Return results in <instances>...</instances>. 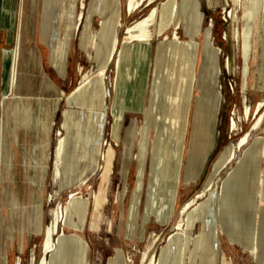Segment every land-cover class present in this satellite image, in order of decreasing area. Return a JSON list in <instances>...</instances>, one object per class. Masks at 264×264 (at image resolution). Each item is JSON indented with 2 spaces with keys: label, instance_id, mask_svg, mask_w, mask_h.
<instances>
[{
  "label": "rangeland",
  "instance_id": "obj_1",
  "mask_svg": "<svg viewBox=\"0 0 264 264\" xmlns=\"http://www.w3.org/2000/svg\"><path fill=\"white\" fill-rule=\"evenodd\" d=\"M161 1L153 0V4L147 3V6L127 17L118 28V38H122L126 26L141 19L150 7ZM36 2L35 26H38L42 8L41 24L46 27L49 22H54L57 8H65L71 13L75 8L83 20V13L87 9L89 12L91 0ZM127 2L118 0L116 7L126 10ZM21 6V0H0V27L8 28V31L0 30V54L3 49L13 47L18 25L22 21ZM263 14L261 0H213L210 6L205 0H189L188 3L178 0L176 17L168 23L167 28L160 29L154 20L149 26L150 64L141 105L139 109L123 111L119 143H115L111 136L112 124L115 119L118 121L115 110V116L110 112L116 76L114 59L103 76L106 122L98 139L100 151L98 166L94 171L89 158L79 153L75 125L83 121L87 111L98 105L90 97L93 86L91 89L89 83L99 79L95 72L101 63L100 52L104 46H98L95 55L92 39L98 31L100 20L94 17L86 47L78 46L77 39L66 50L52 47V63L58 69L63 66L62 53H67L63 55L66 61L62 82L48 71L50 48L36 46L41 73L63 91L50 131L46 177L47 159L42 150V135L53 93L44 89L31 63L25 62L23 48L14 80L15 93L3 103L0 68V264H42L44 257V264H51V252L43 254V241L58 207L59 212L63 209V217L56 232L64 234L65 238L76 235L83 240V264H144L151 256H155L153 264H158L162 246L168 243L169 234L174 235L175 239L179 237V242L177 244L174 239L170 243L173 251L168 260H162L161 264H264V21L258 19ZM207 28L210 29L208 41L211 50L217 51L216 74L211 68L210 52L204 53ZM173 33L177 35L176 40ZM80 34L81 31H77L76 38H80ZM157 43L156 56L159 57H155L153 74L149 79ZM172 46L179 48L180 59L174 57ZM63 50L65 52L61 53ZM247 52H250L247 60L249 73L244 80ZM188 54L192 57V65L186 79L181 70L185 68ZM167 63L176 78H171L169 90L161 88L157 94L153 90V82H157V76H162L166 71ZM87 72L92 73L85 75L90 76L89 83L75 95L74 102L78 105L70 103L67 96L79 85L82 73ZM129 75L131 78V73ZM26 78L28 83L24 82ZM129 82L131 84V79ZM173 82L175 87L172 86ZM182 84L186 86L183 104L179 95ZM216 93L217 109L212 106ZM149 94L144 126V110ZM83 100L87 103L84 107L81 105ZM246 106L248 114L245 113ZM64 110L73 112H64L65 125L60 127ZM258 120L259 123L255 125ZM133 121L135 126L130 128L135 127L133 143L129 130L128 142L123 147L125 131ZM149 123L152 125L151 136L147 140ZM155 125L161 126L167 140L172 130L176 132L171 125L181 126L178 176L174 181L173 196L170 197L157 181L150 187L153 182L150 169L151 137ZM246 134V145L242 149L237 148L233 158L221 166L219 161L222 154L235 147ZM59 141L62 151L57 157ZM109 146L114 149V157L108 181H104L103 153ZM92 148L93 145L91 151ZM190 151L194 154V161L187 174ZM62 155L64 168H60L61 173L55 166ZM208 183L213 194L207 191L196 198V202L184 213L182 227L174 230L175 219L184 204ZM71 193H75L77 201L87 203L84 222L77 230L64 222L69 218L78 222L72 205L68 212L65 211L67 203L71 201ZM24 234L28 235L23 239ZM31 234L37 235L27 241ZM58 234L53 235L55 243ZM57 245L54 244L53 248ZM63 264H76L74 256H66Z\"/></svg>",
  "mask_w": 264,
  "mask_h": 264
},
{
  "label": "bare ground",
  "instance_id": "obj_2",
  "mask_svg": "<svg viewBox=\"0 0 264 264\" xmlns=\"http://www.w3.org/2000/svg\"><path fill=\"white\" fill-rule=\"evenodd\" d=\"M21 1L23 4V6H21V18H22V22L24 23V21H26V19H25L26 12L29 11L30 9H33L34 6L37 5V2H36V0H21ZM142 1L143 0H128L126 8L128 9L129 12H131L135 8H138V6L142 3ZM188 1L189 0H186V3H188ZM205 1L207 2V4L209 6L213 4V0H205ZM152 2H153V0H150L148 3H152ZM222 2L225 3L224 1H222ZM117 3H118V0H91L89 12L91 13V12H95L97 10H102V9H104V7H107L109 9V4H110V7L113 8V7L117 6ZM177 3H178V0H162L157 5H153L152 7H150L145 16H143L141 19H138L133 25L126 27L124 40L127 41V40L137 38L138 40H147L148 41L149 36H150L149 26L154 20H156L160 29L167 28L168 23L174 21V19L176 17ZM262 8L264 9V0H261V9ZM258 19L260 22L262 21V19L264 21V14L262 15V17H260ZM88 21H89V15L87 18V22ZM109 22H110V20L108 18L107 20H104L103 25L105 23H109ZM249 24H250V22H249ZM21 28H23V26L22 27L20 26V29L18 28V32L16 31L17 33L15 36V41H14L13 47L10 50L3 49L1 54H0V64H1L0 68H1V75H2V77H1L2 101L4 103V101L10 95H13L15 93V91L13 90L14 89V80H15V77H16V74L18 71V63L20 60V56H21L23 48H24L25 62H30L32 67H33V70L39 76H41L40 79L42 80L44 89L53 93V97H52V100H51L50 105H49V113L47 116V120L45 122L46 124H45L44 132L42 135V142H43V146H42L43 149L42 150H43V153L45 154V160H46L47 156H48L50 125H51V121L53 118L55 108H56L57 103L63 94V91H61L52 81L48 80L43 74L42 75L39 74L40 73V71H39L40 69H38L40 67L39 62H38L39 58L37 56V53L34 49L33 44L31 46H29L28 48H25L22 45L23 44V34H25L26 32L23 33ZM205 33H206V35H205L206 40L204 43V53L210 52V60L212 63L211 68L214 71V74H216L218 71V67H217V63H216L217 51L214 49L211 50L210 43L208 41L210 29L207 28ZM173 35H174L173 39L176 40L177 35L174 33H173ZM165 39H167L166 36H165ZM24 40H26V39L24 38ZM105 43L106 44H105L103 50L100 52L102 60H101V63L99 65L97 72L95 73L100 78L93 85V89H92L91 94H90L91 99L94 102L95 101L98 102L97 108L102 107L103 98H104V89L102 86V76L105 73L106 67H107L109 61L111 60L114 52L115 51L117 52V50H116V38L115 37L112 39L111 42L109 41V43L108 42H105ZM171 51H172V53L176 59L181 58L180 54H179L180 53L179 48L172 46ZM250 52L249 53L247 52V54H245L246 55L245 56V67L243 68L244 69V73H243L244 74V80H246L248 73H249V68L247 66V60L250 57ZM120 54L121 53L119 52L118 57H117V63L120 61ZM147 55H148V47H147ZM156 57L158 59L159 56H156ZM35 60H36V62H35ZM186 61L187 62H186L185 68L184 69L182 68L181 73L185 74L184 78L187 79L188 78V70H190V67L192 65V57L190 56V54H188L186 56ZM227 66H228V60H227ZM167 67L168 68H166V71L163 72L162 76H157L158 77L157 82L152 81L153 82V90L157 94H158V92H160L161 88H167V90H169L171 87V84H172L171 78H173L174 80L176 78L174 76L173 72H171L170 65L168 63H167ZM186 70H187V72H186ZM89 79H90V76H85L82 79V81L79 83V85L67 97L69 102L74 101V99H76L75 95L80 90H82L87 83H89ZM118 84H119V82H118ZM118 84L116 81L115 87H114L116 92H117L116 95L118 94V89H119ZM245 85H244V88H245ZM172 86L175 87L174 82H173ZM185 89H186V86H184L182 84L180 86V90H179V95L182 97L180 103H182V104H183V100H184ZM116 98H118V97H116ZM85 104H87V103L83 100L81 105L83 106ZM120 104H121L120 101L116 99V103H115L114 107L121 106ZM212 104H213L212 106L217 109V106H218L217 93L214 95ZM19 107H20V103L18 102L17 108L19 109ZM94 108L91 111H87L85 116H84L83 121L79 122V124L76 123V125H75V127L77 129V136L75 137V141L79 145V148H80L79 153L81 155H83V157H87V158L90 154H92V153H90V151H91L90 149H91L92 145L94 146V148H92L94 154L96 152L98 153V151L100 149V144L98 142V139H99L100 130H101V127H102L103 121H104L102 113H100L97 110H94ZM97 108H95V109H97ZM247 108L248 107L246 106V108H245L246 114H248ZM112 114L115 116L114 108L112 109ZM260 120H261V118H260ZM260 120H258L255 125H257ZM64 125H65V120L62 123L63 127H64ZM234 125H235V122L233 120L232 126H234ZM151 127H152V125H151V123H149L147 125V128H148L147 140H148V138L150 139V136H151V133H150ZM180 127H181L180 125H171V129L174 128V130L176 132H174L172 130L170 132L171 133L170 138H169V140H167V137H165L163 132H162L161 126L155 125V129H154L155 131H154L153 136L151 137V140H152V147H151L152 148V158H151V168L150 169H151V176H152L153 182L150 183V187H151V185L154 186V184H156V181H157L158 185L162 186V188L167 191L168 197H170V195L173 196L174 181L178 176V166L180 163L179 144L181 142V138H180L181 135L179 132ZM119 128H120L119 122L115 119L113 124H112V129H111V136H112L113 140L115 141V143H117L119 140ZM134 128L135 127H133L129 132L132 136V139H131L132 143H133V138H134V130H135ZM176 129H178V130H176ZM247 135L248 134L242 136V138L240 139V141L238 142V144L235 147L231 148L228 151H225L222 154L220 161H219L221 166L225 162L229 161L231 159V157L233 158V156L236 153L237 148L242 149V147L244 145H246ZM210 139L213 140L212 136H210ZM212 140L210 141L208 151H210V149H211ZM142 143H143V140H142ZM131 149H132V145H131L129 150L131 151ZM61 151H62L61 141H59V144H58L57 149H56V156L57 157L60 155ZM113 154H114V149L111 146H109L107 151L103 153V159L105 161V166H104V171L102 173V177H103L104 181H108V176L111 172V163H112V159H113ZM130 155L131 154L129 153V156ZM193 161H194V154L190 151V153L188 155V161H187V169H186L187 174L190 173V170L193 166ZM244 168H245V166H244ZM242 182H243V180H242ZM246 182H248V180ZM207 191L210 192V195L213 194V191L211 190L209 183L206 184L201 189V191L198 192L191 200H189L188 202H186L184 204V206L182 207V209L180 211V214L175 219L174 230L180 229L182 227L183 216H184V213L186 212V210L189 208V206L193 202L194 203L196 202L195 201L196 198L202 197ZM74 196H75V193H71V195H70L71 201H69L67 203V206L65 207V211L68 212L70 206L72 205V207L74 209V213L77 214V216H78L77 217L78 222L72 221L71 218H69L68 221L64 220V222H66L67 225H69L72 229L77 230V229L81 228V226L84 222L85 213L87 211V203L85 201L84 202L77 201L76 198H74ZM241 196H242V194H241ZM97 201H98V199H97ZM96 204H97V202H96ZM236 205H237V203H236ZM60 213H61V215H60ZM62 217H63V209L61 208V210L59 212V207H58L53 213V220H52L51 226H48V228L46 230V234L44 236L45 238L43 241V254L46 255L47 253L51 252V254H50V263L51 264H63L65 257L68 256L69 254H72V256H74L76 264H83V262L85 260V244H84L83 240L79 236H76V235L65 238L64 234L59 235L56 232V230L58 228V223L60 221V218H62ZM244 218H245V216H244ZM225 219H227V218H225ZM54 234L59 235L58 238L56 239L57 240L56 243H55V239L53 238ZM168 236H169L168 243L162 246V250H161L160 255H159L160 259H159L158 264H161L162 260H168L170 254L173 251L170 248V243L175 239L174 238L175 236L172 234H169ZM231 238H232V236H231ZM242 240H243V238H242ZM175 242L178 244L179 237H177L175 239ZM54 244H58V245L55 248H53ZM172 248H173V246H172ZM44 261H46L45 257L43 258L42 264H44ZM154 261H155V256H151L150 260L146 261L144 264H153ZM110 264H117V263L111 262Z\"/></svg>",
  "mask_w": 264,
  "mask_h": 264
},
{
  "label": "crops",
  "instance_id": "obj_3",
  "mask_svg": "<svg viewBox=\"0 0 264 264\" xmlns=\"http://www.w3.org/2000/svg\"><path fill=\"white\" fill-rule=\"evenodd\" d=\"M144 1H145V3H144ZM149 1L150 0H148V2ZM148 2H147V0H143L142 3L140 4L141 6L139 5L138 8H135L131 12H129L127 8H126V10H125V8L121 9L120 6H119V8H117L115 6L113 8H109V9L105 8V9L97 10V11L91 12V13L87 12L88 11V9H87V11H85V13H83V18H82L83 20H81L80 16L77 15L75 8H74L73 13H71L69 11L67 12V10H65V8H57V11L55 13L54 22H49V24H47L46 27H44L43 24H41L42 8L39 11L38 26L37 27L35 26V19L37 16V12H36L35 7H34L33 9H30L29 11L26 12V15H25L26 21H24V23L21 21L20 24L18 25L19 29H20V26L21 27L23 26V28H21L23 33L26 32L25 34H23V44H22L25 48H28L29 46H31L33 44V46L35 47V51L37 53V56H39V51L36 48L37 45L40 47H49L50 48V56L48 59L49 60L48 61L49 62L48 71L53 73L55 75L54 77L59 79L61 82L64 81L62 75H64V72H65V61H66V59H64L66 56L64 57L63 55H67V53L64 50L60 51L61 53L62 52H65V53L64 54L62 53L63 66L58 69L52 63V59H51L52 47L64 48L66 50V48L71 46L73 41H75L76 39L78 41L77 42L78 46H81V48L86 47L87 43H88L87 42V37L89 35L88 33L92 28V24H93L92 22H93L94 17H97L100 20L98 23V27H99L98 31H96L95 36L92 39V44H93V48L95 51V55L97 54L96 49L98 46H105V44H106L105 42L109 43V41L111 42L114 37L116 38V50H117V52L116 51L114 52L109 63L112 61V59L115 60V67H114L115 68V74H116L115 83H116V81H117V84L119 82L118 85L120 87L117 100H119L121 102V104H120L121 106L114 107L115 103H116V93H117L115 89H113V97H112L111 104H110V112H112V109L114 108V110L118 116V122L120 125L119 140L117 143H119L121 140V127H122L121 118H122L123 111L127 110V109L128 110L129 109L134 110V109L140 108L141 99H142L143 92L145 89L146 78L148 79V71H149V64H150V61H149L150 60L149 59V57H150V43L147 40H138L137 38L125 41L124 40L125 31H124V35L122 36V38L119 39L118 38V28L122 26L123 22H125L127 17H129L134 11L138 10L139 8L147 6ZM61 15H63L64 18H60ZM76 15H77V17H76ZM88 15H89V21L87 22ZM108 18H109L110 22L105 23L103 25L104 20H107ZM83 21H85V22H83ZM136 21H133V23L131 25H133ZM14 22H15V17L13 20V25H14ZM3 29L8 31L7 27L1 26L0 30H3ZM79 30L81 31L80 36L82 38L81 37L76 38L77 37V31H79ZM35 31H36V34H35ZM191 33L194 34L192 31H191ZM24 38L26 40H24ZM158 43H157V46L155 49L154 58L151 62L152 69L150 72L149 79H151L152 74H153V70H154L153 63H154V60H155V57L157 54ZM118 45H119V47H118ZM147 47H148V55H147ZM119 52L121 53L120 54V61L117 63V57H118ZM24 58H25V56H24ZM35 62H36V60H35ZM109 63H108V65H109ZM97 65H98V63H97ZM108 65H107V67H108ZM40 66H41V64H40ZM107 67H106V69H107ZM38 69H41V68L39 67ZM27 70H28V68L26 69V72H27ZM39 71H40L39 74L42 75L41 70H39ZM105 72H106V70H105ZM130 73H131V78L129 75ZM91 74L92 73H89V72L82 73L81 80L83 79V77L85 75H91ZM104 74H103V76H104ZM44 76L46 77V75H44ZM103 76H102V86L104 89L103 103H102V107H100V108L98 107L96 109L97 111L102 113V116L104 118L99 137L102 134V130H103L105 122H106V118H105L106 89H105ZM39 77H41V76H39ZM46 78L48 80H50L48 77H46ZM98 78H100V77L98 76ZM130 79L132 81L131 84L129 82ZM81 80H80V82H81ZM24 82H27V78H26V81H24ZM95 83H89L90 88ZM115 83H114V87H115ZM22 91L24 94L27 93L25 88H23ZM149 99H150V94L148 96L147 106L144 110V116H145L144 123H143L144 126H146V122H147V110L149 107ZM70 103H72V104L74 103L75 105H78L74 101H71ZM57 105H58V103H57ZM56 109H57V106L55 108V111H56ZM55 111H54V114H55ZM65 111H71V110H64L63 111L60 127L62 126V122L64 120L63 116H64ZM71 112H73V111H71ZM54 114H53V117H54ZM112 122H113V119H112ZM52 125H53V118H52L51 125H50V131H51ZM131 126H135V121H133L129 125L127 130L125 131V136H124L123 141H122L123 147H124V143L128 142V139H129L128 138V131L130 130ZM63 130L65 131V128H63ZM99 151H100V149H99ZM99 151H98V153L96 152L94 154L93 150H92L90 152L92 154H90L88 156V158L92 164V171H94L96 169V167L98 166L97 161H98ZM123 156H124V161L127 160V157L125 155V149L123 152ZM49 157H50V133H49V146H48V157H47L45 177H46V173H47V169H48ZM113 157H114V154H113ZM59 159H61V160H59V161L57 160V164L55 166L57 168V171L63 166L64 156L63 155L60 156ZM18 165H19V154H18ZM76 166H77V163H76ZM62 168H64V166ZM111 168H112V163H111ZM59 171L61 172V169ZM44 180H45V178H44ZM43 189H44V181H43ZM42 202H43V200H42ZM41 207H42V204H41ZM41 215H42V211H41ZM41 228H42V221H41ZM27 235L28 234H24L23 239ZM33 235H37V234L29 235V238L27 241H29Z\"/></svg>",
  "mask_w": 264,
  "mask_h": 264
}]
</instances>
